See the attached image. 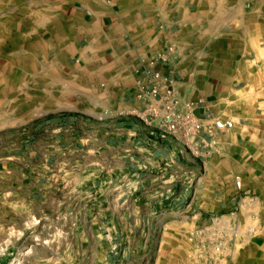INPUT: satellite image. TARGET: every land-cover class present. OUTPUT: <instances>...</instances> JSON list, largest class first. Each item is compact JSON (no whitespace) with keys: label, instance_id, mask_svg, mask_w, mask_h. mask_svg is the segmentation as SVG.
I'll return each instance as SVG.
<instances>
[{"label":"crops","instance_id":"obj_1","mask_svg":"<svg viewBox=\"0 0 264 264\" xmlns=\"http://www.w3.org/2000/svg\"><path fill=\"white\" fill-rule=\"evenodd\" d=\"M54 1L83 34L74 80L85 100L61 92L60 114L0 157V251L86 202L101 239L136 241L153 264H206L201 228L233 241L212 264H264V10L246 0ZM155 84V96L137 97ZM170 110L189 121L162 139Z\"/></svg>","mask_w":264,"mask_h":264},{"label":"rangeland","instance_id":"obj_2","mask_svg":"<svg viewBox=\"0 0 264 264\" xmlns=\"http://www.w3.org/2000/svg\"><path fill=\"white\" fill-rule=\"evenodd\" d=\"M251 3L264 10V0H246ZM54 5L59 1L0 0V157L22 143L37 122L60 114L53 110L61 92L68 94L65 103L85 100L74 80L83 34L70 32L68 19L55 14ZM128 185L129 194L137 190V182ZM69 205L11 241L0 251V264H153V254L138 251L136 241L101 239L83 204Z\"/></svg>","mask_w":264,"mask_h":264},{"label":"built area","instance_id":"obj_3","mask_svg":"<svg viewBox=\"0 0 264 264\" xmlns=\"http://www.w3.org/2000/svg\"><path fill=\"white\" fill-rule=\"evenodd\" d=\"M158 74H154V80H158ZM137 97L145 100L149 97L156 95V84L150 89L146 90L144 87H140ZM189 121L187 113L181 114L177 110H170L169 113L163 117L158 126L159 137L162 139L175 136L177 131L182 126H186ZM132 187L131 190H135ZM130 193V191L128 192ZM195 237L196 248L198 251L199 259H202L203 263L212 264L216 258V255L230 256L233 250V241L225 239L223 235L216 234L214 232L206 231L205 229H196L193 233Z\"/></svg>","mask_w":264,"mask_h":264}]
</instances>
